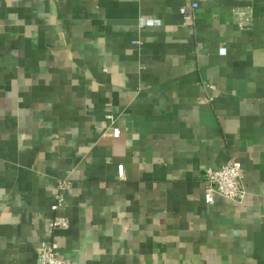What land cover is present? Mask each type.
<instances>
[{
    "label": "crops",
    "instance_id": "crops-1",
    "mask_svg": "<svg viewBox=\"0 0 264 264\" xmlns=\"http://www.w3.org/2000/svg\"><path fill=\"white\" fill-rule=\"evenodd\" d=\"M186 1L0 0V264H264V0Z\"/></svg>",
    "mask_w": 264,
    "mask_h": 264
},
{
    "label": "built area",
    "instance_id": "built-area-1",
    "mask_svg": "<svg viewBox=\"0 0 264 264\" xmlns=\"http://www.w3.org/2000/svg\"><path fill=\"white\" fill-rule=\"evenodd\" d=\"M199 6L194 0H187L180 8V13L186 18L192 17L193 11ZM246 17V15H243ZM247 18V17H246ZM150 22V21H149ZM243 25V23H241ZM120 129L113 127L111 135L118 137ZM118 172L124 176V166L119 165ZM205 199L208 204H214L217 196H222L231 201L241 203L247 196V189L244 181V171L241 163L236 159H230L220 166L208 167L204 176ZM69 187L67 181L58 184V193L55 195L52 209L58 212L65 205L64 191ZM68 219L57 216L49 222V233L52 235L55 230L67 229ZM34 264H77L71 259L61 255L59 244L53 238L45 239L41 242L40 252Z\"/></svg>",
    "mask_w": 264,
    "mask_h": 264
}]
</instances>
